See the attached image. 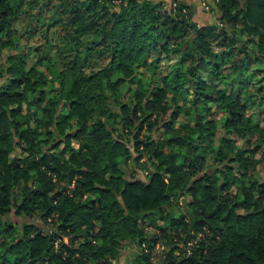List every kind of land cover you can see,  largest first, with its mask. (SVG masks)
I'll return each mask as SVG.
<instances>
[{"label": "trees", "instance_id": "1", "mask_svg": "<svg viewBox=\"0 0 264 264\" xmlns=\"http://www.w3.org/2000/svg\"><path fill=\"white\" fill-rule=\"evenodd\" d=\"M211 2L0 0V264H264V0Z\"/></svg>", "mask_w": 264, "mask_h": 264}, {"label": "rangeland", "instance_id": "2", "mask_svg": "<svg viewBox=\"0 0 264 264\" xmlns=\"http://www.w3.org/2000/svg\"><path fill=\"white\" fill-rule=\"evenodd\" d=\"M158 1H162V5H163L164 8L168 7L167 3H165L167 0H158ZM201 1L205 2V3H209L210 10L209 9L208 10L203 9L202 4L200 3L199 0H195L193 2H186V3H189V4H191L193 6V12H192L191 19L193 21H195L198 25L210 24V23L214 22L215 19L219 16L218 12H217V8H216V6L214 4H212L211 0H201ZM50 10H52V9H50ZM50 10L45 12V13H47V15H49L50 12H51ZM45 13L43 12L42 15L45 14ZM195 13H197V18H194V14ZM198 16L203 17L204 19L203 18L202 19H198ZM25 23H26V20L18 19L15 22V24H14V26L18 29V33L22 34L21 35L22 42H25L26 45H28L32 49L35 48L36 46L39 47L40 51H42L43 54L44 53L47 54L48 56L55 55L54 54L55 50L51 49V51L49 52V51H47L46 46H43V43H44V40H45L43 34H46V33L38 32L33 37H28V38L25 36V33L22 30L24 28L23 24H25ZM47 35H48L49 42L53 43V45H54L55 44V38L57 37V33H55V32L52 33V31L49 30L47 32ZM8 52H9L8 49H4L3 50L2 54H1V57H0L1 65H3L4 60H5V56H6V54ZM35 58H36L35 55H30L29 58H28V61H27L28 65H34L35 64L34 63L35 62ZM40 68L42 70H44L45 73L47 72V70L45 69L44 66H41ZM262 106L263 105L260 104L259 106L250 107V109H248L247 113L248 114H253L254 117H256V118L258 117L260 119L261 117H263V112L261 110ZM22 108L25 109V106L23 105ZM213 110H214L213 115L216 117L218 122H220L224 118L223 113L220 112V111H217V110L215 111V107H213ZM178 119L179 120H184L183 114H180ZM162 134H163V130H161V129H160V132L159 131L155 132V136L156 137L159 136V135L161 136ZM129 138H130V136H129ZM241 143H242L241 141H238L237 145L240 146ZM74 144H76V143H74ZM60 147H62V145H60ZM256 157L260 158V154L258 153L256 155ZM144 161H145V157H143V161L142 162L140 161L139 164L135 165V164L132 163V160H129V166H130L131 169L135 170L134 174L136 175V177H138L140 179H143V180H146L145 175L147 174V170H144V167H143L144 166L143 165ZM256 170H257L256 176H258L261 179H264V163L263 162L259 163L257 165ZM182 200H181V202L185 206L186 201L184 200V202H183ZM11 220L12 221H16V222H20L21 221V219L19 217H15V216H11ZM158 224L162 226L163 225L162 220L159 219L158 220ZM145 233H155L156 235H158V237L160 236V233H159L158 229L154 228L153 226H148L145 229ZM157 241L158 242L156 243L155 250L152 251V260L155 263L159 264L161 262V259H162V256H163V252L167 251L168 247L164 244L165 243L164 239L158 238ZM192 241H193V243H195L196 242V238H193ZM178 247L179 248L177 249V251L180 252V249H183L182 248L183 247V243L182 242L179 243ZM140 248L142 249V246L138 247L136 245L132 246V245H128V244L123 245L120 248L119 254L117 255V257L111 261V264H131L134 255L137 253L136 251H138Z\"/></svg>", "mask_w": 264, "mask_h": 264}, {"label": "built area", "instance_id": "3", "mask_svg": "<svg viewBox=\"0 0 264 264\" xmlns=\"http://www.w3.org/2000/svg\"><path fill=\"white\" fill-rule=\"evenodd\" d=\"M193 1H195V0H167L166 2H167V6H168L169 8H171L172 10H175V8H177L178 5L181 4L182 2H193ZM199 1H200V3L202 4L203 9H205V10H208V9H209V10H210V5H209V3L202 2L201 0H199ZM200 235H201V234L198 233L196 237H198V236H200ZM192 245H193V241H192V240L187 241V243H186V247H187V248L191 247ZM141 246L144 248V250H146V245H145V243H142ZM188 252H189V251H188Z\"/></svg>", "mask_w": 264, "mask_h": 264}, {"label": "crops", "instance_id": "4", "mask_svg": "<svg viewBox=\"0 0 264 264\" xmlns=\"http://www.w3.org/2000/svg\"><path fill=\"white\" fill-rule=\"evenodd\" d=\"M197 12V11H196ZM194 18H197V13L194 14ZM203 17L198 16V19H202ZM204 19V18H203ZM204 23V22H203Z\"/></svg>", "mask_w": 264, "mask_h": 264}, {"label": "water", "instance_id": "5", "mask_svg": "<svg viewBox=\"0 0 264 264\" xmlns=\"http://www.w3.org/2000/svg\"><path fill=\"white\" fill-rule=\"evenodd\" d=\"M185 199H183L182 201L184 202Z\"/></svg>", "mask_w": 264, "mask_h": 264}]
</instances>
